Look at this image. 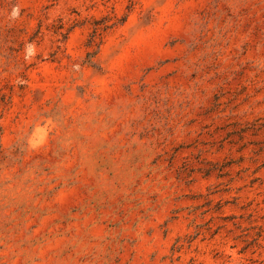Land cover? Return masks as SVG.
<instances>
[{
  "label": "rangeland",
  "instance_id": "1",
  "mask_svg": "<svg viewBox=\"0 0 264 264\" xmlns=\"http://www.w3.org/2000/svg\"><path fill=\"white\" fill-rule=\"evenodd\" d=\"M0 264H264V0H0Z\"/></svg>",
  "mask_w": 264,
  "mask_h": 264
},
{
  "label": "clouds",
  "instance_id": "2",
  "mask_svg": "<svg viewBox=\"0 0 264 264\" xmlns=\"http://www.w3.org/2000/svg\"><path fill=\"white\" fill-rule=\"evenodd\" d=\"M18 13H19V9L18 8H14L13 12H12V15L16 16V15H18Z\"/></svg>",
  "mask_w": 264,
  "mask_h": 264
}]
</instances>
